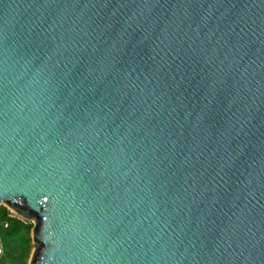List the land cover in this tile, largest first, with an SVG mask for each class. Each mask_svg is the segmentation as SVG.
<instances>
[{"label":"water","instance_id":"water-1","mask_svg":"<svg viewBox=\"0 0 264 264\" xmlns=\"http://www.w3.org/2000/svg\"><path fill=\"white\" fill-rule=\"evenodd\" d=\"M0 202L28 264H264V0H0Z\"/></svg>","mask_w":264,"mask_h":264},{"label":"rangeland","instance_id":"rangeland-1","mask_svg":"<svg viewBox=\"0 0 264 264\" xmlns=\"http://www.w3.org/2000/svg\"><path fill=\"white\" fill-rule=\"evenodd\" d=\"M7 208L4 204L0 206V241L4 247L0 264H28L34 249L31 232L33 220L25 219Z\"/></svg>","mask_w":264,"mask_h":264},{"label":"built area","instance_id":"built-area-1","mask_svg":"<svg viewBox=\"0 0 264 264\" xmlns=\"http://www.w3.org/2000/svg\"><path fill=\"white\" fill-rule=\"evenodd\" d=\"M1 204L3 203L0 202V206ZM3 256H4V247H3L2 242L0 241V259L3 258Z\"/></svg>","mask_w":264,"mask_h":264},{"label":"trees","instance_id":"trees-1","mask_svg":"<svg viewBox=\"0 0 264 264\" xmlns=\"http://www.w3.org/2000/svg\"><path fill=\"white\" fill-rule=\"evenodd\" d=\"M2 207H3V206H2ZM6 210H8V208H7Z\"/></svg>","mask_w":264,"mask_h":264}]
</instances>
